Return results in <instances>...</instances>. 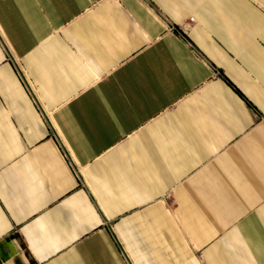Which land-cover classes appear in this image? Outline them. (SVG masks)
I'll use <instances>...</instances> for the list:
<instances>
[{"label":"crops","instance_id":"0c3cea01","mask_svg":"<svg viewBox=\"0 0 264 264\" xmlns=\"http://www.w3.org/2000/svg\"><path fill=\"white\" fill-rule=\"evenodd\" d=\"M0 264H264V0H0Z\"/></svg>","mask_w":264,"mask_h":264}]
</instances>
